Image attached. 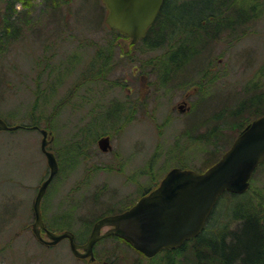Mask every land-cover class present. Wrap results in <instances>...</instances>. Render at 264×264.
<instances>
[{"label": "rangeland", "instance_id": "rangeland-1", "mask_svg": "<svg viewBox=\"0 0 264 264\" xmlns=\"http://www.w3.org/2000/svg\"><path fill=\"white\" fill-rule=\"evenodd\" d=\"M26 1L28 7L0 0V28L12 10L20 28L11 35L0 30V118L28 127L0 131V264L191 262L193 242L178 254L147 259L112 237L96 244L94 261L77 258L67 239L42 244L33 232L32 205L50 168L43 135L31 127L37 122L50 132L48 150L59 163L42 201L45 224L56 233L71 231L83 245L99 219L131 207L171 169L204 172L264 114V0H214V18L187 3L194 0H179L186 6L174 2L172 12L184 22L172 24L167 12L137 44L107 26L102 0ZM127 70L128 127L119 134L114 131L126 122L101 118L91 131L82 95L124 98L118 84ZM90 76L119 89L110 95L103 82L95 92L88 89L93 82L78 85ZM117 108L97 114L108 117ZM108 134L113 149L105 153L98 140ZM250 183L241 196L218 200L206 236L236 230L239 204L264 209V163Z\"/></svg>", "mask_w": 264, "mask_h": 264}, {"label": "water", "instance_id": "water-1", "mask_svg": "<svg viewBox=\"0 0 264 264\" xmlns=\"http://www.w3.org/2000/svg\"><path fill=\"white\" fill-rule=\"evenodd\" d=\"M165 0H102L107 9L105 23L114 31L138 43L147 35ZM27 128L9 125L0 118V131ZM42 135L41 150L50 168L33 202V232L44 245L54 246L67 239L73 254L80 259L95 260V245L108 237L117 236L129 241L147 258L155 257L164 249H176L196 238L204 230L219 198L225 192L244 194L256 169L264 162V115L252 121L235 139L230 149L204 172L173 168L161 184L141 197L126 212L99 219L83 245L75 242L71 231L56 233L46 227L42 215V201L48 186L59 171V163L48 150L50 132L38 126ZM99 148L108 152L110 138L99 141ZM107 229L102 233L103 228ZM42 230L48 239L42 236Z\"/></svg>", "mask_w": 264, "mask_h": 264}, {"label": "trees", "instance_id": "trees-1", "mask_svg": "<svg viewBox=\"0 0 264 264\" xmlns=\"http://www.w3.org/2000/svg\"><path fill=\"white\" fill-rule=\"evenodd\" d=\"M17 1H20L24 6L28 7V2L26 0ZM174 2L178 4L179 0L165 1L157 20L149 29L148 35L145 40L148 38L149 33L154 28L156 23H158L161 15L166 14L167 12L168 20L172 24H181L182 22H184L183 17L176 18V16L173 14L172 4ZM187 3L194 4L195 6L197 5L198 9H201L200 14H202L203 16L210 15L212 18L217 16L216 13H212L214 7L217 5L215 4L214 0H194ZM187 3L178 4L177 6L183 8ZM14 16L16 17L17 13L13 10L6 13L5 18L9 22H7L6 26L0 28L3 34L10 33L7 35H11L20 30V28L15 25L16 18L13 19ZM4 29L10 30L11 32H7ZM114 32L117 33V36H123L116 31ZM34 126H39V123L35 122L33 124V127ZM225 196L238 197L241 195L225 193L220 198ZM234 215L237 219H239L236 230L230 232L229 230L224 229L220 233H213V235L208 237L205 235V228L201 235L186 242L182 247L165 251L171 254H178L186 246H188L189 243L193 242L195 246L193 247L192 253L195 259L191 260V262L187 261L186 264H264V209H257V207L253 206L250 202H247L244 205H237L234 211ZM120 240L126 241L124 239ZM128 245L132 247L130 243H128Z\"/></svg>", "mask_w": 264, "mask_h": 264}, {"label": "flooded vegetation", "instance_id": "flooded-vegetation-1", "mask_svg": "<svg viewBox=\"0 0 264 264\" xmlns=\"http://www.w3.org/2000/svg\"><path fill=\"white\" fill-rule=\"evenodd\" d=\"M130 39V38H129ZM131 40V39H130ZM132 42V41H131ZM141 42V41H140ZM137 44V43H135ZM115 70V67L114 69H112V71ZM133 70H138V68L136 67L135 69ZM111 71V72H112ZM100 72V70H98L96 72V74H98ZM110 72V73H111ZM95 74V73H94ZM132 76L135 77V74H132ZM89 80V81H88ZM91 80H96L95 82L94 81H91ZM95 83V85L93 86L94 88H88L89 90H92V92H95V88H97L98 86H101L100 83L103 82L102 78L100 77H97V76H94V77H88V78H84L78 85L80 86L81 84H84L83 86L85 85H88L89 83ZM105 83V85H109V87H103V89H107L108 91H110V95L111 93L114 91V90H117L118 87H114V85L116 84V82H114L115 84H111L110 82H103ZM120 84H118V86L120 85L122 88L119 89L121 92L122 91H125V96L124 98L123 97H118V98H110L109 97V100H107V102L103 101L102 99H97L96 101L89 99L86 97V94H83V99L85 100V102L90 106V108L85 111L84 113H82L83 116H85L86 114H88V118H92V128L90 129L91 131L95 130L97 128V124L95 123H98V121L101 120V118H104L103 120H112L111 118H115V119H120V122H126L125 124H123V126H120L119 128L117 127L116 128V131L114 132H117L119 134H121L120 132L122 131V128H127L128 127V70L124 73V82H119ZM125 83V84H124ZM113 85V86H112ZM124 85V86H122ZM87 89V90H88ZM131 91V90H130ZM95 96V95H94ZM66 101H69V98L66 100ZM64 101V103L66 102ZM187 105V102L186 101H183V103L179 106V110L181 113H185L189 110V107L186 106ZM116 106H118V108L116 109L115 112H110V113H113V114H110L108 117H100L97 113H99L101 110L103 111H106L107 109H114L116 108ZM186 106V107H185ZM85 114V115H84ZM94 116V117H93ZM115 130V129H113ZM104 137H109L110 138V144H111V148L108 152L112 151L113 147H112V136L110 134L108 135H105V136H101L100 139L104 138ZM100 139L98 140V147H99V141ZM100 149V148H99ZM106 153V152H105ZM125 164V163H124ZM119 165H122L121 163H119ZM160 184H158L159 186ZM158 186H156L154 189H156ZM154 189L152 190H149L148 192H146L145 194H143V196L149 194L151 191H153ZM141 196V197H143ZM124 199H128V197L126 196ZM128 201V200H127ZM134 205V204H133ZM132 205V206H133ZM131 206V207H132ZM131 207L128 208V206H126L123 210L119 211V212H116V213H113L111 215H117V214H121L123 212H126L128 209H130ZM110 229V228H108ZM107 264V263H105Z\"/></svg>", "mask_w": 264, "mask_h": 264}]
</instances>
